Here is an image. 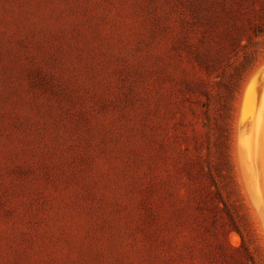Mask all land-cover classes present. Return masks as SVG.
Wrapping results in <instances>:
<instances>
[{"label": "rangeland", "instance_id": "rangeland-1", "mask_svg": "<svg viewBox=\"0 0 264 264\" xmlns=\"http://www.w3.org/2000/svg\"><path fill=\"white\" fill-rule=\"evenodd\" d=\"M261 73L264 0H0V264H264Z\"/></svg>", "mask_w": 264, "mask_h": 264}, {"label": "bare ground", "instance_id": "bare-ground-1", "mask_svg": "<svg viewBox=\"0 0 264 264\" xmlns=\"http://www.w3.org/2000/svg\"><path fill=\"white\" fill-rule=\"evenodd\" d=\"M261 72H262V70H261ZM262 74H264V73H261L260 75H258L259 76V80H261L260 79V77H263V75ZM262 75V76H261ZM257 78V76H255V79ZM264 78V77H263ZM262 78V79H263ZM254 79V80H255ZM264 80V79H263ZM253 82V81H252ZM256 82H257V80H256ZM248 89H250V88H248ZM250 106L252 105V111H251V107L249 108L250 109V122L248 123V126H247V129H248V131H249V141H250V143H253L254 142V140H255V138H257L256 137V132L258 131V132H260V128H259V126H258V120H257V118H258V116L260 117L263 113H264V82H259V86H258V88H257V91L253 94V95H251V100H250ZM260 108H262L261 110H260ZM260 113H259V112ZM247 112H249V111H247ZM258 113V114H257ZM248 115V114H247ZM243 117H244V115H243ZM242 117V118H243ZM245 117H247V116H245ZM263 117H264V114H263ZM262 117V118H263ZM261 118V117H260ZM244 119V118H243ZM247 119H249V117L247 118ZM264 119V118H263ZM247 121V120H246ZM262 121V120H261ZM244 122V121H243ZM253 123V124H252ZM261 123L262 122H259V125H261ZM244 124V123H243ZM243 124H242V126H243ZM246 127V126H245ZM245 127H243V128H245ZM244 130V129H243ZM254 130H256V132L254 131ZM246 131V130H245ZM244 131V132H245ZM254 131V132H253ZM264 131V130H263ZM242 133H243V131H242ZM264 133V132H263ZM243 134H245V133H243ZM258 135V134H257ZM259 137V136H258ZM258 139V138H257ZM259 140V139H258ZM262 140L264 141V136H263V138H262ZM262 140L260 139L259 140V143L260 142H262ZM245 141V140H244ZM258 142V141H257ZM257 142H256V144H257ZM259 143H258V146H260L259 145ZM261 144V143H260ZM264 146V143H263V145H262V147ZM248 147H250V146H248ZM253 148H256V147H254V145H253ZM259 148V147H258ZM261 148V147H260ZM259 148V150H260V153H262L263 151H264V149H260ZM263 150V151H262ZM245 151V150H244ZM253 154H255V149H253ZM262 151V152H261ZM248 153V152H247ZM264 153V152H263ZM247 156H248V154H247ZM255 158V157H254ZM258 161V160H257ZM255 162V161H254ZM264 164V163H263ZM256 177V176H255Z\"/></svg>", "mask_w": 264, "mask_h": 264}]
</instances>
